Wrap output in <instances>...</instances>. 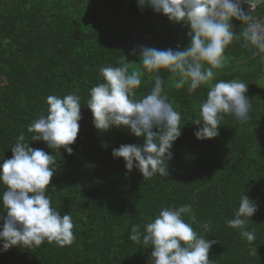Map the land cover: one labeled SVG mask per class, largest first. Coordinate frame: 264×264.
I'll list each match as a JSON object with an SVG mask.
<instances>
[{
	"label": "trees",
	"instance_id": "trees-1",
	"mask_svg": "<svg viewBox=\"0 0 264 264\" xmlns=\"http://www.w3.org/2000/svg\"><path fill=\"white\" fill-rule=\"evenodd\" d=\"M232 23L234 32L242 30L240 22ZM178 26L150 8L140 10L136 0H0V160L11 158L10 148L21 132L30 140L27 128L47 114L46 97L75 93L86 103L89 90L102 82L99 69L119 66L122 56L139 63L138 55L131 54L139 52V45L187 47L189 28L179 32ZM241 43L226 49L229 61L216 81L248 84L250 118L239 123L225 116L216 138L194 136L199 126L193 122L208 87L189 94L161 71L168 102L182 117L167 177L144 180L137 169L128 172L122 158L112 157V149L142 144V138L126 129L98 131L84 104L73 154L63 149L52 153L43 142L29 141L57 160L49 185L56 191L49 196L61 215L71 214L75 241L65 247L47 241L39 247H12L0 252V264H152L151 249L129 239L131 226L143 231L162 207L184 204L192 206L184 219L217 241L209 254L214 264H264V66ZM153 85V79L143 77L137 98ZM3 190L0 185V194ZM244 193L257 205L247 225L248 231L255 230L253 243L227 225ZM204 222L211 223L210 232L203 231Z\"/></svg>",
	"mask_w": 264,
	"mask_h": 264
},
{
	"label": "clouds",
	"instance_id": "clouds-1",
	"mask_svg": "<svg viewBox=\"0 0 264 264\" xmlns=\"http://www.w3.org/2000/svg\"><path fill=\"white\" fill-rule=\"evenodd\" d=\"M140 10L150 8L163 14L170 22L189 28L190 42L183 50L158 49L139 45L131 54L139 63L126 62L122 56L119 66L99 69L102 82L89 90L86 103L75 93L46 97L47 114L35 119L27 128L26 140L21 132L10 148L12 156L0 160V252L12 247H39L45 241L59 247L75 241L74 223L70 213L63 215L52 206L49 187L57 169L53 154L32 148L29 141H41L48 149L73 154L71 147L79 132L81 105L90 110L93 126L101 132L126 129L142 144H121L113 148L114 159L122 158L128 172L137 169L144 180L156 175H169L172 148L181 135V113L168 102L164 80L165 71L175 79L177 89L187 88L189 94L207 86L206 99L200 105V117L193 124L197 140H210L219 135L221 121L231 116L236 122H247L251 104L246 95L247 83L216 77L229 61L226 49L235 41L251 51L254 57H264V0H136ZM233 21L242 30L234 32ZM154 80L151 91L137 98L143 77ZM213 81H216L213 83ZM257 211L256 203L245 193L239 198L234 217L227 221L239 230L248 243L256 239L255 230L248 231L250 217ZM192 212L190 204L178 208L162 207L158 215L143 226L133 224L129 239L145 249H151L152 264H214L209 254L216 240L197 232L184 216ZM195 222V216L192 217ZM204 222V232L211 231Z\"/></svg>",
	"mask_w": 264,
	"mask_h": 264
},
{
	"label": "built area",
	"instance_id": "built-area-1",
	"mask_svg": "<svg viewBox=\"0 0 264 264\" xmlns=\"http://www.w3.org/2000/svg\"><path fill=\"white\" fill-rule=\"evenodd\" d=\"M262 15H264V13H262ZM184 27L185 26H183L182 24H179L178 31L181 32L184 29ZM175 46H176V48H180V45L179 44H176ZM259 58L262 61L263 66H264V57H259Z\"/></svg>",
	"mask_w": 264,
	"mask_h": 264
}]
</instances>
